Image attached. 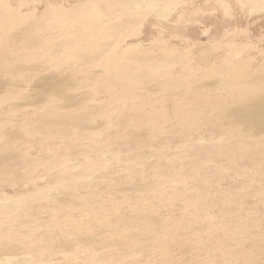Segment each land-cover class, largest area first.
Here are the masks:
<instances>
[{"label": "rangeland", "instance_id": "rangeland-1", "mask_svg": "<svg viewBox=\"0 0 264 264\" xmlns=\"http://www.w3.org/2000/svg\"><path fill=\"white\" fill-rule=\"evenodd\" d=\"M263 1L0 0V264H264Z\"/></svg>", "mask_w": 264, "mask_h": 264}, {"label": "bare ground", "instance_id": "bare-ground-1", "mask_svg": "<svg viewBox=\"0 0 264 264\" xmlns=\"http://www.w3.org/2000/svg\"><path fill=\"white\" fill-rule=\"evenodd\" d=\"M127 2H128V0H126ZM220 2V1H219ZM257 2H258V0H257ZM256 2V3H257ZM261 2V1H260ZM124 3H126V2H124ZM131 3V2H130ZM262 3H264V1L262 2ZM123 4V3H122ZM128 4V3H127ZM132 4V3H131ZM129 5V7L130 6H132V5ZM248 4V3H247ZM250 4V3H249ZM124 5V4H123ZM251 5V4H250ZM255 5V4H254ZM257 5V4H256ZM249 6V5H248ZM252 6V5H251ZM250 6V7H251ZM260 6H264V5H262V4H260ZM255 7V6H254ZM258 7V6H257ZM256 7V8H257ZM93 8V6L91 5L90 6V8H87L88 10H91ZM259 8V7H258ZM263 8V7H262ZM51 9V8H50ZM55 8H53V12H55V14L57 15V16H62V15H69V13L68 12H66V11H64L63 9H60V10H58V9H56V10H54ZM94 9V8H93ZM251 9V8H250ZM63 10V11H62ZM149 10V9H148ZM256 10V9H255ZM264 10V9H263ZM82 12V11H81ZM86 12V11H85ZM84 12V13H85ZM261 12H263V11H261ZM89 13V12H88ZM256 13V12H255ZM259 13V12H258ZM5 17H3V18H1L0 19V29H3V28H5V29H9L10 27H11V29H12V25L14 24V22H16V15L14 14L13 15V13H11L10 11H5ZM54 14V15H55ZM83 14V13H82ZM7 15H10V16H7ZM53 15V16H54ZM55 15V16H56ZM86 15V14H85ZM80 16V15H79ZM84 16V15H83ZM55 18V17H54ZM60 18V17H59ZM57 24V23H56ZM10 29V30H11ZM37 33V32H36ZM29 34H30V36H31V38H33V40L35 39L36 41H40L39 39H41V37H39V36H37V35H35V32H34V30H29ZM43 40V39H42ZM37 42V43H38ZM41 42V41H40ZM39 44V43H38ZM66 53L67 52H65L64 50L62 51V56H66ZM1 58H3V57H1ZM4 61V60H3ZM116 63V62H115ZM109 64V63H108ZM119 64V63H118ZM117 65V64H116ZM117 66H115V65H112L111 66V68H113V70H115V71H117L116 68ZM129 70H130V68L127 66L126 68H125V70L122 72V75H128L129 74ZM62 97L64 96V93L61 95ZM66 97V95L64 96V98ZM55 112V111H54ZM55 120H57V119H55ZM71 120V119H70ZM69 120V121H70ZM61 121V120H60ZM60 121H55V123L56 122H60ZM74 121V120H73ZM131 121H132V119H131ZM71 122V121H70ZM61 123V122H60ZM134 123V122H133ZM61 124H63V121H62V123ZM132 124V123H131ZM61 131H63V130H61ZM63 133V132H62ZM121 242H122V240H120ZM87 242H88V240H87ZM11 253H12V251H10ZM9 252V253H10ZM11 255V254H10ZM6 256V255H5ZM7 257H8V255H7Z\"/></svg>", "mask_w": 264, "mask_h": 264}]
</instances>
